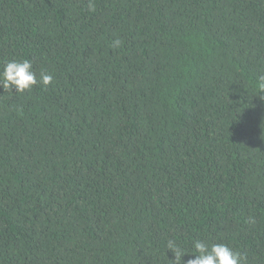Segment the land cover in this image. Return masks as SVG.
<instances>
[{"label": "trees", "instance_id": "1", "mask_svg": "<svg viewBox=\"0 0 264 264\" xmlns=\"http://www.w3.org/2000/svg\"><path fill=\"white\" fill-rule=\"evenodd\" d=\"M89 3L0 0V264H264V0Z\"/></svg>", "mask_w": 264, "mask_h": 264}, {"label": "clouds", "instance_id": "2", "mask_svg": "<svg viewBox=\"0 0 264 264\" xmlns=\"http://www.w3.org/2000/svg\"><path fill=\"white\" fill-rule=\"evenodd\" d=\"M89 11H95L91 0ZM119 45V40L113 42V46L118 47ZM52 79V75L46 72H41L38 78L33 71L32 62L28 59L10 60L4 63L2 70H0V89L4 93H24L35 86L47 87L51 84ZM166 248L167 251L174 254V260H171L172 264H243L244 261V257L239 252L223 243H214L209 246L199 240L193 241L192 248L195 254L191 253L193 258L186 262L183 257L189 252L175 239L168 240Z\"/></svg>", "mask_w": 264, "mask_h": 264}]
</instances>
